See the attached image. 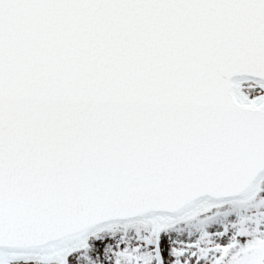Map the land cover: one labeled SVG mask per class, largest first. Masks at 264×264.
<instances>
[{
  "label": "snow or ice",
  "instance_id": "snow-or-ice-1",
  "mask_svg": "<svg viewBox=\"0 0 264 264\" xmlns=\"http://www.w3.org/2000/svg\"><path fill=\"white\" fill-rule=\"evenodd\" d=\"M0 264H264V0H0Z\"/></svg>",
  "mask_w": 264,
  "mask_h": 264
}]
</instances>
